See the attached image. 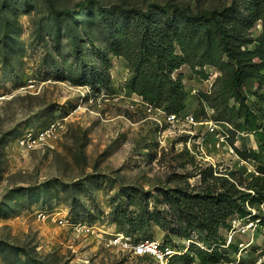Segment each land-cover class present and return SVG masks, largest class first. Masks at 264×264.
<instances>
[{
  "label": "rangeland",
  "instance_id": "374dc122",
  "mask_svg": "<svg viewBox=\"0 0 264 264\" xmlns=\"http://www.w3.org/2000/svg\"><path fill=\"white\" fill-rule=\"evenodd\" d=\"M231 1L0 0V264H161L113 245L122 234L171 248L167 264H187L178 258L191 243L205 248L196 234L188 241L171 234L167 244L158 226L140 233L117 224L143 209L170 213L166 193L200 188L197 173L209 162L200 166L183 147L188 132L200 135L199 128L166 124L163 108L148 112L149 104L126 88L128 63L111 44L114 31L137 22L124 9L151 7L159 15L156 5L176 4L199 14ZM261 29L257 23L250 34ZM204 70L207 79L184 65L174 78L183 77L187 111L213 120L222 73L211 65ZM244 94L264 126V85L249 82ZM55 119L64 122L56 139L30 151L17 145L28 128ZM229 145L264 167V155L253 157L259 153L253 132L234 134ZM207 154L218 174L235 171L227 148L212 145ZM260 209L256 219L232 216L220 229L223 260L216 264H257L264 253Z\"/></svg>",
  "mask_w": 264,
  "mask_h": 264
},
{
  "label": "trees",
  "instance_id": "16d2710c",
  "mask_svg": "<svg viewBox=\"0 0 264 264\" xmlns=\"http://www.w3.org/2000/svg\"><path fill=\"white\" fill-rule=\"evenodd\" d=\"M78 7L88 16V3ZM150 8L124 9L137 22L133 27L122 26L113 34L111 50L127 61L131 73L126 88L154 108L179 114L188 110L187 93L183 77L174 78V74L188 65L207 79L204 68L217 67L222 74L215 85L218 90L213 120L227 121L240 132H253L259 150L253 157L259 159L264 155V126L246 104L244 85H264V0H232L222 9L199 14L176 4L156 5L162 13L159 15ZM257 23L261 33L253 37L250 32ZM230 98L235 99L236 106H228ZM198 116L205 118L201 113ZM241 155L250 157L245 152ZM259 170L262 175L248 180L240 171H230L226 177L205 168L197 173L200 188L166 193L170 213L143 209L135 218H122L117 224H131L140 233L150 225L158 226L166 231L167 244L171 234L187 241L196 234L205 248L191 243L187 253L178 259L187 264L196 259L204 264L220 263L223 255L216 243L222 240L220 229L232 216L256 219L262 211L260 206L264 207V167ZM260 225L264 228V214Z\"/></svg>",
  "mask_w": 264,
  "mask_h": 264
},
{
  "label": "built area",
  "instance_id": "2783aa9c",
  "mask_svg": "<svg viewBox=\"0 0 264 264\" xmlns=\"http://www.w3.org/2000/svg\"><path fill=\"white\" fill-rule=\"evenodd\" d=\"M146 107L148 112H152L154 109L151 105H147ZM163 115L166 124L187 126L194 129L199 128L201 130L202 133L200 135L197 132L194 133L189 131L188 134L190 136L183 144V147L200 163V166H202L203 163L209 162V166L205 168H212L216 171V165L212 161H209L208 158L210 157L207 154V149L214 145L218 149L221 147L227 148L231 154H235V171H240L248 180L262 175L257 167L239 156L233 147L229 145L232 136L234 134H240V131L229 122L203 119L201 116H196L188 111L179 114H171L165 110L163 111ZM63 129V120L55 119L44 127L35 125L28 128L18 137L16 143L21 149L26 151L34 150L56 139L62 133ZM211 137L214 141L213 144H210ZM216 175L222 176L223 174H218L216 171ZM225 176L228 177L226 173ZM112 244L122 246L125 250H132L133 254L137 257L153 258L161 264H167L168 260L175 255V252L171 248H164L157 241L146 239L133 243L130 238L125 237L123 234L117 235L112 240ZM263 262L264 253L259 257L257 264H262Z\"/></svg>",
  "mask_w": 264,
  "mask_h": 264
}]
</instances>
